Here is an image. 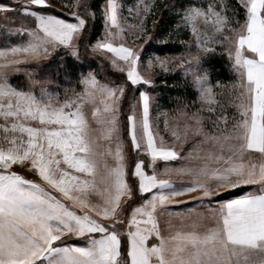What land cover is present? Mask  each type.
<instances>
[{"label":"snow or ice","instance_id":"1","mask_svg":"<svg viewBox=\"0 0 264 264\" xmlns=\"http://www.w3.org/2000/svg\"><path fill=\"white\" fill-rule=\"evenodd\" d=\"M53 7L50 0L0 5L4 19L32 21L6 27L9 43L0 46V264H264V0L183 9L181 24L197 51L176 66L198 87L200 107L180 110L182 125L165 119L171 141L153 127L155 98L135 87L153 83L142 67L169 72L177 60L154 55L145 62L144 45L135 46L156 38L147 27L155 0L129 9L136 22L127 28L120 0H105L104 35L95 43L89 26L96 13L87 0H67L72 20L52 14ZM82 44L123 78L102 82L82 73L80 90L66 89L63 99L11 83L25 70L31 79L26 66H39L58 48L78 59ZM216 45L235 73L234 117L218 107L219 85L199 67ZM130 88L138 99L127 97ZM190 136L200 139L182 155ZM14 165L39 181L12 171ZM241 186L252 190L217 199ZM181 197L197 207L173 211L187 203Z\"/></svg>","mask_w":264,"mask_h":264},{"label":"rangeland","instance_id":"2","mask_svg":"<svg viewBox=\"0 0 264 264\" xmlns=\"http://www.w3.org/2000/svg\"><path fill=\"white\" fill-rule=\"evenodd\" d=\"M51 3L54 4V9H57L59 12H62L66 16L72 18L70 14V10L68 7H66L67 0H50ZM75 2V0H73ZM122 6H123V25L125 28L129 24L135 23V19L129 14V9L133 8L135 5L140 3V0H120ZM151 2V0H149ZM209 0H155L156 7L153 9L152 13L148 17L147 21V27L149 31H153V34L156 36L155 39L148 41L147 44H145L143 39L136 40L135 46L139 48L141 45H144V61L148 58H151L152 56H160L157 55L154 52H151L148 50V48L152 44L156 45H163V42L173 41L178 44V46L181 48L180 51L175 53H167L166 55L160 56V57H167V58H177L174 65H169V67L172 69L169 72H164L160 69H156L154 72H147L144 70V68H141V71L147 75L151 76V79L153 81L151 86L148 85H138L135 86L140 91L147 90L151 93V95L155 98V102L153 104L151 118L153 121V127L159 132V135L164 136L165 140L171 141L172 137L170 135V131L165 128L164 121L167 119L169 121L170 125L179 123L180 125L183 124V120L179 118V112L180 110L186 111V112H192L195 111L198 107H200V99H199V89L198 87L193 83L192 77L186 76L183 69L179 66H176L179 64V58H188V53H195L197 51V47L195 44V37L191 33V30L189 28H185L181 24V14L184 8L189 6V4H196V5H204L207 6V3ZM14 0H0V5L4 4H13ZM75 10V9H73ZM165 11H168L166 14ZM167 17V18H166ZM167 19L172 21V27L173 30L169 29L168 27L164 26V23H161L162 19ZM73 19V18H72ZM156 22V28L153 30V22ZM25 23L27 26H32V21H21L19 18L16 19H4V14L0 12V46H3L7 43H9L8 40L5 39L7 33L5 32V28L8 26H18L20 23ZM164 24V25H163ZM104 35V33H103ZM103 37V36H102ZM26 39V37H13L11 42L16 43L20 42L22 40ZM119 42V41H118ZM128 44H132L133 41L131 37L129 36L126 40ZM216 51L210 52L207 54H204L201 56L199 67L202 70H205L207 72L208 80L215 86L219 85V87L216 89L218 95L217 99L219 100L220 104L218 107L223 108V111L226 115L229 117H234L236 115V108L235 106L229 102L230 96H231V88L232 84H222L219 82H213L211 77L210 69H208L204 62L209 56L219 55L221 53L226 54L223 49L216 45ZM101 56V55H100ZM73 58L74 56L71 54L70 51L67 49L61 47L56 50L55 53H53L52 57H49L43 61L40 62L39 66L35 65H28L26 66V69H30L33 73L31 79L29 78L28 71H21L18 73H13L11 78V83L13 85L21 87L23 90H34L36 94L38 95L41 87L47 88L49 91L57 92L61 94V99L64 98V92L66 89H75L76 91L80 90V85L78 84V80H75L72 76H70V71L67 68V60L68 58ZM103 57V56H102ZM108 63V62H107ZM60 66L57 70V66ZM110 67V66H109ZM110 71L113 73V70L110 68ZM95 73L94 71H91ZM88 73V72H87ZM96 74V73H95ZM180 74L185 80L189 82V85H191L192 89L197 94L196 101H195V107H188L185 106L184 108H181L178 112H172L169 110H164L161 108L155 109V104L157 100V96L153 92V88L155 87V79L157 75L164 76V75H176ZM235 74V73H234ZM98 79V78H97ZM39 81L40 83H37L33 88L32 81ZM50 81V82H49ZM102 81V80H100ZM106 82V81H102ZM152 90V91H151ZM135 97L138 99L137 92L135 93ZM205 120L207 121L208 114L204 113ZM3 121L0 120V123ZM4 136L3 130H0V139ZM200 137L197 136H190L189 139L183 144V146L179 149L181 154H186L188 151L191 150V147L194 142L199 140ZM7 146V145H5ZM205 149L210 148V145H204ZM193 155H204L203 152L201 153H193ZM197 161H193L195 163ZM12 171L17 172L18 174L24 175L28 179H33L39 181L38 175L31 171L24 166L21 165H14L12 168ZM173 180L177 181L179 183V178L173 177ZM245 190L243 194H245L248 191H251L252 188L250 186H241L236 189H230L228 191H222L218 198L219 200H226V199H233L237 198L235 196L229 197L230 194L237 192V191ZM242 194V195H243ZM241 196V195H239ZM180 199L187 201V203L180 204V205H174L172 206L173 211H184L186 208H194L197 207V202L190 200L188 197H181ZM216 203V200H213V204ZM174 223H179V221H174ZM73 242L78 244H83V241L80 240H74Z\"/></svg>","mask_w":264,"mask_h":264},{"label":"trees","instance_id":"3","mask_svg":"<svg viewBox=\"0 0 264 264\" xmlns=\"http://www.w3.org/2000/svg\"><path fill=\"white\" fill-rule=\"evenodd\" d=\"M237 0H229L230 4H236ZM87 3L90 6V10L96 13V18L94 21H91L89 26V42L95 43L96 40L102 38L104 33V21L102 19L101 13L105 5V0H87ZM52 14L59 15L62 18L72 20V18L66 16L62 12H59L57 9L52 8L50 10ZM83 14V9H81ZM166 14L168 11H165ZM167 18V17H166ZM161 23L168 27L170 30H173L172 21L167 19H162ZM163 45L152 44L148 50L156 53L157 55L163 56L167 53H175L180 51L178 44L173 41L163 42ZM204 65L210 69L211 77L213 82H219L222 84H233L235 80V74L232 71L230 61L226 54H219L214 56H209ZM67 68L70 71V76L75 80H79L80 75L86 74L89 71H94L99 80L107 81L109 79H118L123 78V74H112L110 67L107 63V60L100 56L99 54H92L90 47H85L83 44L79 49V58L69 57L67 60ZM152 91V90H151ZM131 88L127 92V97L131 98L135 96ZM153 92L157 96L155 109L161 108L164 110H169L172 112H178L181 108L185 106L195 107V99L197 97L196 92L192 89L189 82L185 80L180 74L176 75H157L155 79V87ZM127 100L125 101V111ZM245 190H240L229 195V197H237L242 195Z\"/></svg>","mask_w":264,"mask_h":264}]
</instances>
